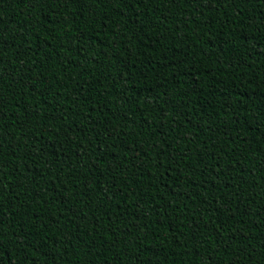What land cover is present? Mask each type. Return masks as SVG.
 <instances>
[{
	"label": "trees",
	"instance_id": "1",
	"mask_svg": "<svg viewBox=\"0 0 264 264\" xmlns=\"http://www.w3.org/2000/svg\"><path fill=\"white\" fill-rule=\"evenodd\" d=\"M0 264H264V0H0Z\"/></svg>",
	"mask_w": 264,
	"mask_h": 264
}]
</instances>
